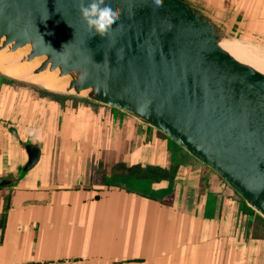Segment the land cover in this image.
<instances>
[{"label":"crops","instance_id":"0c3cea01","mask_svg":"<svg viewBox=\"0 0 264 264\" xmlns=\"http://www.w3.org/2000/svg\"><path fill=\"white\" fill-rule=\"evenodd\" d=\"M195 1L264 44V0ZM24 143L39 153L0 187V264H264V219L129 114L0 75V176Z\"/></svg>","mask_w":264,"mask_h":264},{"label":"water","instance_id":"95a60500","mask_svg":"<svg viewBox=\"0 0 264 264\" xmlns=\"http://www.w3.org/2000/svg\"><path fill=\"white\" fill-rule=\"evenodd\" d=\"M87 2V0H86ZM121 12L108 36L92 35L75 0H0V51L67 77L62 91L122 111L208 168L264 219V72L220 46L218 19L189 0H106ZM65 44V45H64ZM64 45V47H62ZM0 176L12 185L38 158Z\"/></svg>","mask_w":264,"mask_h":264},{"label":"bare ground","instance_id":"6f19581e","mask_svg":"<svg viewBox=\"0 0 264 264\" xmlns=\"http://www.w3.org/2000/svg\"><path fill=\"white\" fill-rule=\"evenodd\" d=\"M192 3L205 10L207 9L195 0ZM219 43L222 48L227 50L236 59L247 62L257 70L264 72V56H254V53L245 48L231 33L225 31L221 35ZM26 51L27 47L19 48L12 53L0 51V72L14 79L33 82L48 90L56 92L62 91L67 77H56L54 71L48 72L45 70L38 73H32L30 71L40 60L39 57L29 62L17 63V60ZM12 55L14 56L15 62L12 61Z\"/></svg>","mask_w":264,"mask_h":264},{"label":"clouds","instance_id":"9594fccd","mask_svg":"<svg viewBox=\"0 0 264 264\" xmlns=\"http://www.w3.org/2000/svg\"><path fill=\"white\" fill-rule=\"evenodd\" d=\"M152 2L156 7H160L163 0H152ZM75 4L81 19L92 35L105 37L112 32L114 25L119 27L121 12L119 9H113L106 0H87V2L75 0Z\"/></svg>","mask_w":264,"mask_h":264},{"label":"rangeland","instance_id":"374dc122","mask_svg":"<svg viewBox=\"0 0 264 264\" xmlns=\"http://www.w3.org/2000/svg\"><path fill=\"white\" fill-rule=\"evenodd\" d=\"M223 3V6H225V2L223 1L222 2ZM222 8H224V7H222ZM209 12V11H208ZM210 13V12H209ZM235 38H236V40L237 41H239L245 48H247V49H249V50H251L253 53H254V56H256V57H258V56H260V55H262V56H264V44L263 43H261V42H259V41H257V40H255V39H253V38H250V37H248V36H246V35H243V36H240V37H242V39H243V41H241L238 37H239V34H237V36H236V34H233V33H231ZM12 61L13 62H15V59H14V56L12 55ZM58 94V93H57ZM130 180V179H129ZM128 180V181H129ZM124 183H126V181H123ZM136 182V181H135ZM134 182V184H136ZM120 183H121V181H120ZM132 184V183H131Z\"/></svg>","mask_w":264,"mask_h":264}]
</instances>
